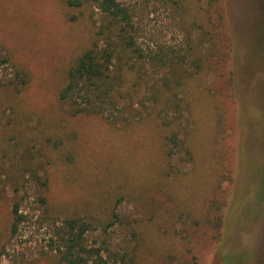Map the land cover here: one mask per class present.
I'll use <instances>...</instances> for the list:
<instances>
[{"label":"rangeland","instance_id":"1","mask_svg":"<svg viewBox=\"0 0 264 264\" xmlns=\"http://www.w3.org/2000/svg\"><path fill=\"white\" fill-rule=\"evenodd\" d=\"M117 1L134 8L142 28L137 42L144 50L186 48L187 38L193 59L202 63L199 70L189 63L177 72L168 66L150 71L170 81L160 86L161 106L157 110L153 103L141 106L135 100L132 117L118 116L112 130L100 119L71 116L55 99L64 69L101 24L97 11L86 5L71 8L66 0H0V249H6L1 264H48L39 254L49 249L53 228L41 216L38 189L25 172L37 165L52 176V204L98 214L109 202L98 197L100 192L123 197L121 215L129 226L140 224L145 236L140 264H175L174 258L190 256L196 264H264L260 0L221 1L224 31L232 40L230 48L227 38V62L211 40L222 30L208 0H173V6ZM200 8L211 10L209 21ZM200 37L203 42L196 46ZM20 65L29 84L17 93ZM173 71L178 80L189 79L177 98L169 97ZM174 136L178 147L168 158ZM72 153L76 163L67 158ZM140 178L146 190L131 185ZM216 184L222 196L219 212L210 209ZM15 189L26 200L19 212L24 222L12 237ZM179 202L183 209L172 213ZM214 213L222 217L219 227Z\"/></svg>","mask_w":264,"mask_h":264},{"label":"trees","instance_id":"2","mask_svg":"<svg viewBox=\"0 0 264 264\" xmlns=\"http://www.w3.org/2000/svg\"><path fill=\"white\" fill-rule=\"evenodd\" d=\"M166 1L172 6L176 4L173 0H153L154 3L161 2V4ZM221 1L208 0L209 9L215 12L217 27L222 30L211 36V40L213 46L218 45V51L216 50L218 57L227 62V38L230 48L232 40L229 33L227 37L228 29L224 31L226 26L223 23L224 19L226 21L224 16L226 14L224 7L219 8ZM66 4L71 8L92 6L101 21L91 43L84 47L64 69L62 79L55 90L56 101L68 107L73 117L100 119L114 130V121L118 116L132 117L133 101L139 100L137 103L141 106L146 102L153 103L157 110L161 106L160 86L161 84L170 86V81L164 74L154 76L151 72L158 73L167 66L177 72L189 63L197 70L201 68L202 59H193L187 38L185 39L186 48L181 46L175 50L159 45L154 50H144L137 42L142 28L136 25L134 8L125 6L117 0H66ZM260 8L261 39L264 45V0H260ZM209 9L205 11L200 8L198 11L208 21L211 19ZM183 24L186 23L183 22ZM202 42L200 37L196 46H200ZM22 68L21 65L16 68L18 81L15 83V90L17 89V93L25 91L29 84L28 76L23 71L25 69L22 70ZM176 72L170 73L173 76L171 81L174 87L169 90V97L173 98H177L178 89L185 87L189 81L188 78L180 76L184 79L183 81L179 77L180 82L175 76ZM153 80L155 81L152 82ZM12 84L11 82L10 85ZM143 86L145 91L141 92ZM168 142L167 157L169 158L173 148L178 147V141L174 136ZM23 149L26 154L31 152H28L26 147ZM67 158L76 163L74 153ZM47 170L44 166L38 165L36 168L33 166L25 168L27 178L36 184L38 189L36 190L37 203L41 216L49 221L53 228L54 239L48 244L47 252H41L39 257L48 264H140L141 252L146 243L145 236L140 224L129 226L121 215L119 210L124 198L112 192L111 196L100 192L98 197L109 202L107 206L104 205L102 210H99L98 214H96L97 211L78 206L52 204L49 192L53 179ZM139 180L138 183H131V185L140 191L146 190L145 180L141 178ZM21 191L19 189L13 191L15 198L10 209L9 226L12 237L17 234L19 226L24 222V217L19 212L26 197L21 195ZM27 192L24 189V194ZM221 202L220 186L216 184L210 199V209L219 212ZM180 205H182L181 202L172 213H178L183 209ZM194 217L206 218L205 215H194ZM213 218L216 219V224L217 220L219 221L216 226L221 224L220 214L214 213ZM154 227L155 231H158V227L156 225ZM5 254L6 249L3 247L0 249V264ZM166 257L164 256V259ZM169 257L167 259L171 260ZM173 260L176 261L175 264H196L193 256H190L189 260L181 257ZM22 264L34 263L25 261Z\"/></svg>","mask_w":264,"mask_h":264}]
</instances>
